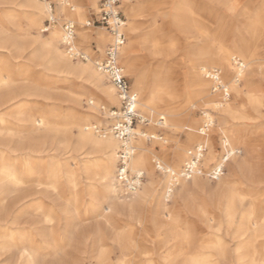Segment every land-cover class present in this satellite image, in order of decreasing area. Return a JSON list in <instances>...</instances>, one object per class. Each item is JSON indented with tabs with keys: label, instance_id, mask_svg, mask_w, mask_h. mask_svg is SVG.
<instances>
[{
	"label": "bare ground",
	"instance_id": "bare-ground-1",
	"mask_svg": "<svg viewBox=\"0 0 264 264\" xmlns=\"http://www.w3.org/2000/svg\"><path fill=\"white\" fill-rule=\"evenodd\" d=\"M241 3L242 0L199 2L172 0L168 9L163 11L161 8L163 3L160 0L123 2L122 11L128 19L124 23L127 25V41L124 40L119 48V63L124 74L134 76L130 88L137 94L135 107L140 117L139 125L135 124L126 142L133 148L128 162L131 174L144 177L146 172L147 175L144 179L146 182L142 181L139 188L128 196L119 195L122 194V190L115 179V160L117 151L122 146L121 142L112 134L108 125L104 133L98 134L95 131L97 126L88 123L90 117H98L99 114L106 120L110 117L109 123L112 122L111 112L107 111L106 115L103 111L106 107L103 104L96 106L92 97H89L90 105L85 113L86 117L81 118L74 110L71 115L62 114L50 121L43 117L31 118L25 106L17 109L15 115L11 114L15 117L18 127L10 133L9 140L13 142L12 148L18 152L17 156L22 159L25 172L29 175L43 174L38 168H33L28 160L31 154L37 157L45 151L39 145L73 144L75 152L80 146H88L91 149L89 154L80 158L77 166L78 173L91 181L86 185L90 192L88 195L92 208L90 214L98 220L92 231V235L98 238L92 240L89 250L83 251L87 254L84 258L88 264H224L230 249L228 237L231 243L236 241L232 245L237 253V264H264V169L260 170L257 164L254 167L250 163V147L234 141L236 131L229 123L231 120L247 119L251 116V112L237 102L238 99L246 101V104L252 107L253 113L264 108V88L260 83L261 79L264 84L262 69L264 57L258 56L255 45L258 36L264 35V32L259 30L261 25L255 18L251 24L246 25L245 31L240 29L242 25L235 24L233 28H229L231 33H226L215 44L199 43V38L203 37L206 33L204 31L208 29L202 25L206 17L204 11L208 13L209 21L239 20L243 10ZM262 4L264 5V0ZM21 6L26 7L31 18L28 23L29 30L32 28L38 30V34L32 37L31 41V46L36 44L37 48L33 49L31 54L44 60L48 67L56 71L84 78L100 90L105 103L118 104L119 107L116 89L98 69L96 60L91 57L92 40L97 42L99 48L106 41L112 40L108 32L86 28L87 8L97 11V0H56L54 14L47 0H24ZM160 13L168 19L174 35H177L176 39L172 35L169 37L163 35L157 23ZM44 14L51 18V23L42 27L40 25ZM62 18L78 25L74 30L72 45L74 50L86 57L82 62H74L73 53L63 45V27L60 25ZM247 18L250 19V16L247 15ZM18 26L16 25V29L20 31ZM41 31L48 33L43 35ZM7 45L17 51L24 49L16 36L9 35L0 27V47ZM142 48L151 56L162 58L156 66L152 83H148L150 79L145 71L147 69H136L137 50ZM179 53L192 58L185 70L187 87L191 94L185 93L184 104L183 101L178 103L176 100V87L169 80L171 69L165 63V59L173 60ZM3 63L0 65V107L16 97L26 98L40 94L24 85L25 78L19 80L23 84L16 85L17 79L13 78ZM72 99L74 102L75 98ZM192 100L201 105L199 119L194 118L195 107L191 104ZM154 115L157 116L156 119ZM6 121L7 118L0 110V123L4 124ZM144 121L153 122L161 128L164 126L172 129L183 128L184 143L176 144L172 148L161 145V152L155 153L145 140L152 139L149 143L161 141L163 144L170 140V137H159L152 130L143 131L140 125ZM25 123L30 125L28 130L19 128ZM74 128L76 132H73ZM39 129L42 132L38 134ZM4 130L5 128L0 127V144L3 146L5 142L1 139V134ZM218 144L222 147L219 156L216 152ZM180 151L184 152L183 156L180 155ZM90 153L96 155L92 156ZM166 156H169L170 161H167ZM181 162L182 165L179 166ZM228 163H233L236 178L240 179L232 186L224 185L220 178ZM262 163L264 165V161ZM153 166L166 175L164 188L161 190L157 188L160 182L157 184L154 179ZM62 167L63 165L59 163L47 170L49 174L46 182L53 190L56 188L55 177L61 172ZM185 167L191 168L190 178L185 177L187 174L184 172ZM203 170L204 174L213 175L212 178L217 180L214 189L211 188V179L200 178ZM65 172L68 181L73 182L76 187L78 182L72 180L74 173L71 163H67ZM94 177H98L96 181L103 186L104 193L100 198L97 197L98 193L94 192L96 187L92 181ZM41 183L38 182L32 194H42L45 191L39 188ZM23 184L22 176L13 166L8 162L0 164V200L8 194L15 195L14 198L17 200L23 199L28 193ZM191 186L205 192L208 198L214 195L216 202L210 204L203 197L205 200L199 203L200 200L198 202L196 195H193ZM78 199V195L73 194L62 211L65 220L64 232L69 237L72 234L71 226L75 217L73 211ZM247 199L249 205L244 207ZM141 205L149 207L147 219L152 222L157 235L147 239L139 237L136 239L137 237H130V234L129 237L117 234L113 240L120 244L126 241L129 251L125 252L127 249L122 244L118 248L122 254L116 256L117 253L115 254L112 248L107 249L101 245L103 241L100 235L101 222L110 223L114 215H120L124 211H136L135 208ZM39 207L38 205L35 210ZM11 209L0 204V228L1 222L7 221L6 218L11 216ZM183 214L197 221L198 228L189 224L181 226L177 216L182 217ZM140 215L134 213L133 217L142 226V222L147 219ZM16 220L15 216L9 223L15 224ZM57 220V217L44 212L43 222L46 225H37L33 229L34 236L41 242L38 248L33 245L30 234L23 228L14 229L7 226L0 229V256L11 251L14 256L13 264H62L61 259H58V253L62 251L63 237L60 236L61 240L57 241L59 236ZM199 228L198 232L196 229ZM160 231L164 235L159 234ZM85 263L82 259L78 264Z\"/></svg>",
	"mask_w": 264,
	"mask_h": 264
},
{
	"label": "rangeland",
	"instance_id": "rangeland-1",
	"mask_svg": "<svg viewBox=\"0 0 264 264\" xmlns=\"http://www.w3.org/2000/svg\"><path fill=\"white\" fill-rule=\"evenodd\" d=\"M18 1L19 0L16 1L0 0V27L4 28L9 35L16 36L19 42L22 43L24 49L17 51L15 48L8 45L6 47H0V61H1L0 65L3 63V61L5 62L3 64H6V68L8 72L12 73L14 79H17L16 85H19L21 83L23 84V82L21 81L19 82V80H21V78H25L26 82H24V85L27 86L28 89L31 90L35 89L40 94L26 98L22 96L16 97L12 101L0 107V110L7 118V121L4 122V124L0 123V127L5 128V130L1 134L2 136L1 139L4 140L5 146L0 144V164L3 162H8L11 166L14 167L17 173L22 176L24 180L23 187L29 193V194L27 193V195L20 200H17L16 198H14L15 195H11V194L5 195L4 198L0 200V204L2 203L4 206L6 207L8 206L12 208L11 209L12 217L11 216L9 218L7 217L6 218L7 221L5 220L2 221L0 229L2 230L7 226L12 227L14 229L23 228L28 234H30L31 237L30 239L33 245L38 248V246L41 245V242L37 237L34 236L33 229L37 225L39 226L46 225L43 222L44 212L52 214L54 217H57L58 219L57 228H58L59 236H57L58 237L57 241L61 240L60 236L63 237V241L61 242H62V251L64 254L62 253V251L61 253H58L59 254V255L57 254L58 259H61L60 261L62 262V264H78L82 261V259H84V261L86 262L85 264H88L84 256H87L85 252L86 250L90 249V246L92 245V240H97L96 238H98L97 236L92 235V231L97 226L98 220L93 218L90 214V212L92 211V208L89 203L90 199L88 196L90 192L88 191L86 185L88 182L91 181H88L87 179L84 178V176L78 173L77 166L79 164L78 161L80 160V158H83L86 154H89V151H91V149L88 146H80L79 149L83 151L78 149L75 152V149H73L74 148L73 144L69 146L62 144L56 145L55 143H53L52 146L48 144L47 146L46 144L39 145L40 148L42 149L44 148L45 151L42 152L41 155L37 157L36 155L34 156L33 154H31L28 160L33 168H38L41 172H43V174L40 176L29 175L28 173L25 172L24 165L22 164V159L17 156L18 152L13 150L12 148L13 142L12 141L10 142L9 140L10 133L15 131L18 127L15 117L11 116V114H14V112H16L17 109L25 106V108L27 109V113L31 115V118L43 117L44 119L50 121L62 114L71 115V113H73V110L76 112V115L79 118L86 117L85 113L89 109L88 106L90 105L88 103L89 97H92L94 101L93 103L94 105L96 104V106H98V104H103L104 107H106L103 110L104 113L106 112V115H108L107 111L111 112L112 110L119 109V107L118 104H110L108 102L105 103L103 101L100 90L96 86L92 85L90 82H87L84 78L78 77L74 74H67L66 72H62L60 70L56 71L50 66L49 68L48 65L44 62V60L31 54V51L37 48L36 44H33L31 46V41H32V37H35V35L38 34V30L35 28L29 30L30 27L28 23L31 18L29 16V13H27L28 11L26 7L21 6L24 0H20L19 1L20 3ZM160 1L161 3H163L161 6L163 11L167 10L168 6L172 2V0H160ZM195 1L199 2L200 0H195ZM47 2L50 3L52 13L54 14L56 12V0H47ZM18 4L20 5L21 8L19 7ZM22 9L26 10L25 13L23 12L24 10ZM241 9L243 10L242 13H240L241 17L239 20L233 19V20H224L221 22L209 21L208 20L209 16H207L208 13L204 11L206 17L202 25L208 29L204 31L206 32L205 35L199 38V43L202 44L208 43L210 45L215 44V42H218L219 38L223 37L226 33L230 34L231 32H229L230 30L229 28H233L235 24L242 25L240 26V29L245 31L247 29L246 25L251 24V21L255 18H257L258 23L261 25L259 27V30L264 32V5L262 4V0H251V1L242 0ZM93 10L90 7L87 8L85 14L86 22L88 20H93V13L96 12V10L95 11ZM246 10L248 13L246 12ZM9 14L11 15L9 16ZM159 15L160 16L157 18V23L159 25V28L162 30L163 35L167 37L172 35L174 39H176L177 35H174L175 33L174 31H172V27L169 26L170 24H168V19L163 17L161 13ZM247 15L250 16V19L247 18ZM19 21L20 23H17ZM66 22L67 21H65V19L62 18V20L60 21V25L63 27L64 23ZM50 23H51V18L47 17L44 14L42 16L40 26L42 27L49 26ZM16 25L17 26L19 25L18 27L20 28V31L17 30L18 28L16 29ZM126 26L127 25L124 24V28H123V32L126 36L125 42L127 41ZM75 27L76 28L78 27L76 22H75ZM87 27L91 28L93 31L101 30L103 32H107L106 29H104L100 25L93 26L92 24H89L86 26V28ZM47 33L48 31H41V34L43 35H47ZM257 40L258 41L255 42L256 43L255 45L257 46L256 49L258 50V56L264 57V35L258 36ZM108 43L109 41H106V43H104V45H102V47L99 48L96 41L94 40L91 41L90 49L92 53L91 57L93 60H96L103 56L104 54L103 51ZM177 55L178 57L176 56L174 58L175 60L165 59V63L171 69V72L169 73V80L171 81L173 86L176 87V91H175L177 95L176 100L178 101V103L183 101L182 104H184L185 93H187L186 95L191 94V90L189 89V87H187V78L185 75V70L188 62L190 60L192 61V58H190L191 56L189 55H182L181 53ZM137 56H138L137 57L138 60H137L136 69H140V70L147 69L145 71L147 73L148 78L150 79L148 83H152L151 80L152 76L156 71V66L158 62L161 61L162 58L151 56L149 52L144 48L137 50ZM75 58L76 57L73 56L74 62H78V61L82 62V59L80 58L75 59ZM262 69L264 72V65ZM125 74L127 75L131 85L134 76L129 73H125ZM260 83L263 85L264 88V84L261 81V79H260ZM231 97L233 98L232 94ZM231 97L230 99H232ZM72 98H75L74 102ZM237 102H239V104L244 105L249 110V112H251V116L247 119L245 118V119H236L229 121L230 127H234L236 131V137L234 141H236L237 144L239 145H243V146L248 145L250 147V156H249L250 163H252L254 167L255 164H257L260 170L264 169V165H262L263 164L262 162L264 161V108L263 109L260 108L257 113H253L252 107L250 108L249 105L246 104V101L238 99ZM191 104L192 106L195 107L193 109L194 118L199 119L201 115V105H199L198 102L194 100H192ZM159 105L161 104L159 103ZM190 108L192 109V107ZM140 112L141 111L139 110V113ZM156 118L157 116L154 115V119ZM110 120H111L110 117L106 120L102 114H99L98 117H90L88 123L93 125L95 124L97 126L96 127L97 129H95L96 133L99 132L102 134L105 131V127L109 125ZM136 124L139 125V121L136 122ZM140 126L143 131L148 132L152 130L159 137L162 138H165L167 136L170 137V140H168L166 143L163 144H161V141L153 142L152 144V142L149 143V141H151L152 139L145 140L148 144H150V146L152 147L155 153L159 154L161 152L160 150L161 145H164L167 148H172L176 144L184 143L183 141L185 140V134L183 128L172 129L165 126L161 128L154 125L153 122L150 121H144ZM28 127L30 128L29 123H25L19 126V128H21L22 130H28L29 129ZM40 132H42L41 129L38 130V134ZM73 132H76V129ZM217 141L220 142L219 138H217ZM1 150H5V152H2ZM118 151H117V155H118ZM216 152L218 156L222 153V147L220 144L217 145ZM183 153H181L180 151L181 156H183ZM90 155L95 156L96 154L90 153ZM166 159L167 161H170L169 156H166ZM115 162H116L115 167H117V163H118L117 159L115 160ZM59 163H61L63 167L61 172L58 174V176L55 177L56 188L53 190L52 188L48 187L47 185L48 183L46 182L48 180L47 176L49 174L47 170L50 167H54ZM67 163H71L72 172L74 173L72 175V180L74 182H78L76 187L74 186L73 182L68 181L67 179L68 177L65 172ZM179 164H180L179 166H181L182 162ZM152 168H154L153 169L154 179H156L157 184L158 182H160V184L157 185V188L158 190H161L164 188V181L166 180L165 179L166 175L161 173V171L158 168L154 166ZM204 173L205 172L203 170V172L201 173L202 176L200 175L201 176L200 178L208 177L209 180L211 179L210 180V184L212 186L211 188L214 189L217 184V180L215 178H212L211 175L208 174L206 175ZM236 174H237L236 168L234 167L233 163H228V165L223 169L220 178H222L224 185L227 186V184H229L232 186L238 180H240L238 179V177L236 178ZM145 175L146 172L144 173V177L142 179L143 182H146V180L144 179H146L147 175L146 176ZM96 179H98V177H94L92 180L96 184L94 192L96 191L95 193L96 194L98 193L97 197L100 198L104 193L103 186L101 183H99V181H96ZM38 182H42L39 188L45 191L42 194L41 193L32 194L34 189H36ZM190 189L193 195L194 196L196 195L195 197L197 198V201L199 202L200 200L199 203H201V201H204L206 199L210 204H213L217 200L214 195L213 196L211 195L212 198H208L205 192H203L202 190L200 191V189L198 188L196 189V187L191 186ZM73 194L78 195L79 201L76 203L74 207L73 213L75 217L71 226L72 234L69 237L64 232L65 220L63 218L62 211L66 206V204L70 201V198L73 196ZM119 195L125 197L123 193L122 194L119 193ZM38 205L41 208L39 207L37 208V210H35V208ZM248 205H249V200L247 199L244 202V207H247ZM139 207L135 208L136 211L135 210L124 211L120 215H114L112 222L110 223L101 222L100 227L101 226L102 227H101L100 235H101V240H103L101 242V245L107 249L112 248V250H114V253L115 254L117 253L116 256L122 254L118 249L119 246L120 247L122 246V244L127 249V251L125 252L128 253L129 251L128 249L129 246L126 241H124L125 243L120 244L118 241L113 240V237L117 236V234L126 237H129L130 234V237L132 238L137 237L136 239H138V237L139 239H147L150 237H155L157 235L155 233V229L152 222L147 219L149 213L148 210L149 207L147 206L146 208L145 206L142 205ZM143 210L146 211L145 212L146 214L144 213ZM134 213H137L139 215L141 214L140 216L143 215V218L147 219L142 222V226L141 223L136 222L135 218L133 217ZM15 216L17 222L15 224H10L9 222ZM177 218L181 226H184V224L185 225L189 224V226H194V228H198L197 221L193 220L190 216H186L185 214H183L182 217L178 215ZM136 223L138 225H136ZM142 227L144 228V230ZM196 230L199 232L200 228ZM159 234L164 235L162 231H160ZM223 234L225 235V232ZM227 241L229 242L228 245L230 247L228 246V248L230 249H228L229 251L228 258L226 259L227 261H225L224 264H237V253L234 251L235 250L233 247L234 245H232L236 241L235 242L233 241L231 243L229 237L227 238ZM115 254H113L114 257ZM63 258L64 260H62ZM13 261H14V256H13V252L11 251H8L7 253H4L0 256V264H13Z\"/></svg>",
	"mask_w": 264,
	"mask_h": 264
},
{
	"label": "built area",
	"instance_id": "built-area-1",
	"mask_svg": "<svg viewBox=\"0 0 264 264\" xmlns=\"http://www.w3.org/2000/svg\"><path fill=\"white\" fill-rule=\"evenodd\" d=\"M128 0H97V11L93 13V20H88L87 25H100L111 35L103 56L96 59V66L102 71L109 82L113 85L119 97V109L111 111L112 122L109 128L112 134L121 142L122 146L117 155V167L115 179L121 187L125 196L137 190L143 181L140 175H133L129 169V158L133 148L128 143L132 129L136 122L140 120L138 109L135 107L137 94L130 88V82L127 75L124 74L119 63V48L126 38L123 28L126 16L122 11V4ZM51 6V5H50ZM75 25L72 22H66L63 25V45L73 53V56L85 60L83 53L73 49V39L75 37ZM185 177L192 175L191 168L185 167ZM213 177V175H212Z\"/></svg>",
	"mask_w": 264,
	"mask_h": 264
},
{
	"label": "crops",
	"instance_id": "crops-1",
	"mask_svg": "<svg viewBox=\"0 0 264 264\" xmlns=\"http://www.w3.org/2000/svg\"><path fill=\"white\" fill-rule=\"evenodd\" d=\"M87 26V25H86Z\"/></svg>",
	"mask_w": 264,
	"mask_h": 264
}]
</instances>
